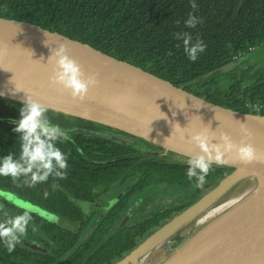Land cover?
Returning <instances> with one entry per match:
<instances>
[{
    "label": "trees",
    "instance_id": "16d2710c",
    "mask_svg": "<svg viewBox=\"0 0 264 264\" xmlns=\"http://www.w3.org/2000/svg\"><path fill=\"white\" fill-rule=\"evenodd\" d=\"M195 2L197 7L193 9L192 0H0V18L29 23L89 45L214 105L264 116V55L261 50L264 46V0ZM189 14L199 19L194 28L185 24ZM184 33L191 36L193 44L203 40L206 45L195 62L185 53ZM251 48L256 51L254 57L245 62L247 68L203 79L231 63L235 56L249 55ZM249 102L260 103L261 110L248 106ZM22 104L0 98V119L18 121ZM42 120L59 126L64 132L76 128L96 132L100 129L114 130L52 110L45 111ZM14 127V123L0 121V158L9 154L18 158L20 133L15 132ZM65 134L67 138L58 143V147L62 152L68 147L73 151L72 154L63 152L68 164L67 169L62 170L65 172L63 178L54 175L58 169H53L47 181L34 184L27 177L14 180L0 175V208L8 215L18 210L8 202L14 197L38 200L42 196L71 194L93 199L94 193L102 188H107L114 195L115 188L120 191L121 185L125 188L126 184H131L129 175L123 174L131 172L133 165L126 169L119 162H110L93 169L78 153L100 147L107 141ZM232 171L231 168L213 165L203 185L215 187ZM101 221L96 227L104 226ZM147 229V226L139 229L138 242L148 236ZM126 236H122L123 245L126 244ZM130 237L128 235V239ZM130 244L125 253L138 245L134 241ZM19 254L18 248L8 252L0 242V264H18Z\"/></svg>",
    "mask_w": 264,
    "mask_h": 264
},
{
    "label": "water",
    "instance_id": "95a60500",
    "mask_svg": "<svg viewBox=\"0 0 264 264\" xmlns=\"http://www.w3.org/2000/svg\"><path fill=\"white\" fill-rule=\"evenodd\" d=\"M63 44L67 54L80 65L84 79L97 74V84L82 99L74 98L70 90L51 79L56 70L53 57ZM239 64L231 62L203 79L230 73ZM0 98L19 103L37 100L47 110L124 132L186 158L204 154L192 140L193 134L206 130L210 143H221L220 133L224 132L239 143L244 138L241 126H246L252 132L248 142L264 157V116L214 105L89 45L29 23L2 18ZM68 134L111 139L84 129ZM230 155L228 163L213 164L233 169L226 178L117 264H264V158L245 164L235 158V153ZM255 178L262 184L257 194L191 236L202 216L230 194L238 193L236 186H253ZM84 205L81 204L83 208ZM130 216L129 213L123 225ZM182 241L177 250L161 248L168 242ZM146 255L148 259L143 263Z\"/></svg>",
    "mask_w": 264,
    "mask_h": 264
},
{
    "label": "flooded vegetation",
    "instance_id": "af4514ba",
    "mask_svg": "<svg viewBox=\"0 0 264 264\" xmlns=\"http://www.w3.org/2000/svg\"><path fill=\"white\" fill-rule=\"evenodd\" d=\"M261 50L264 55V46ZM250 51L252 53L247 56L234 57L232 62H240L237 68H247L245 62L254 57L256 50L251 48ZM247 105L262 108L260 103L249 102ZM90 132L111 139L99 138L107 142L100 147L78 151L88 166L96 169L119 162L127 169L133 165L131 172L123 174L129 175L131 184L123 188L120 183V191L115 188L114 195L102 188L94 193L93 199L66 194L42 196L38 200L26 197L8 200L19 210L16 212L22 214L27 210L32 217L26 234L16 245L20 251L18 264H117L216 187L198 185L195 179L190 181L186 177L189 167L186 157L124 132L104 129ZM72 151L73 148L68 147L63 152L72 154ZM129 189L130 193H124ZM85 202L90 205L87 213L81 206ZM132 208H135L133 213ZM16 212H12L13 215H20ZM129 213L130 219L123 225ZM100 220L104 224L101 228L96 227ZM145 226L148 236L138 242L139 229ZM124 235H127L125 245L122 242ZM128 235L131 236L129 239ZM132 241L138 243L137 247L125 253Z\"/></svg>",
    "mask_w": 264,
    "mask_h": 264
},
{
    "label": "clouds",
    "instance_id": "9594fccd",
    "mask_svg": "<svg viewBox=\"0 0 264 264\" xmlns=\"http://www.w3.org/2000/svg\"><path fill=\"white\" fill-rule=\"evenodd\" d=\"M197 4L192 0V8ZM199 19L193 14L185 24L189 28L196 27ZM185 53L188 58L195 62L200 53L205 51L206 45L203 40H198L194 44L188 33L183 35ZM67 46L61 45L55 52V75L51 78L56 84L70 90L74 98H83L90 87L97 84V74L93 73L88 79L83 78L80 65L67 54ZM47 107L37 100H28L19 109L20 118L14 122V131L20 133V152L18 158L15 154H9L0 158V175L10 176L14 180L21 176L27 177L34 184L45 182L53 169H58L54 175L63 178L67 169V159L58 147L67 137L59 126H53L42 120L43 113ZM244 138L239 143L233 142L232 138L224 132L220 133L221 143H210V134L200 131L192 135V140L199 147L203 155L188 158L189 167L186 175L191 181L195 179L198 185L205 183L206 177L212 169L213 164L221 165L228 163L232 159L230 154L235 153V158L247 164L260 160L264 157L258 153L251 142H248L252 132L246 126H241ZM84 212L87 213L88 205L85 202ZM0 242L8 252L15 250L17 244L21 242L32 219L26 210L20 215H8L0 208Z\"/></svg>",
    "mask_w": 264,
    "mask_h": 264
},
{
    "label": "bare ground",
    "instance_id": "6f19581e",
    "mask_svg": "<svg viewBox=\"0 0 264 264\" xmlns=\"http://www.w3.org/2000/svg\"><path fill=\"white\" fill-rule=\"evenodd\" d=\"M255 183L250 188L243 186H236L238 193L230 194L225 200L221 201L219 204L211 208L204 216H202L193 226L191 236L196 233H201L202 230H206L213 224L217 223L219 220L227 216L236 208L240 207L242 204L250 200L257 192L262 188V184L258 182L257 178L253 180ZM190 236V237H191ZM189 237V238H190ZM188 238V239H189ZM183 245L182 242H168L164 244L161 248L166 249L168 252L177 250ZM147 255L142 258V262L147 261Z\"/></svg>",
    "mask_w": 264,
    "mask_h": 264
},
{
    "label": "built area",
    "instance_id": "2783aa9c",
    "mask_svg": "<svg viewBox=\"0 0 264 264\" xmlns=\"http://www.w3.org/2000/svg\"><path fill=\"white\" fill-rule=\"evenodd\" d=\"M255 108H256L257 110H261L259 106H255Z\"/></svg>",
    "mask_w": 264,
    "mask_h": 264
}]
</instances>
